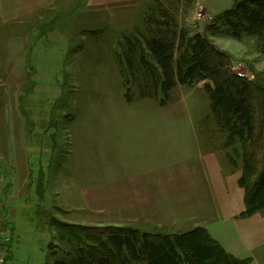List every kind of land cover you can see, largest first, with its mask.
<instances>
[{
    "label": "rangeland",
    "instance_id": "1",
    "mask_svg": "<svg viewBox=\"0 0 264 264\" xmlns=\"http://www.w3.org/2000/svg\"><path fill=\"white\" fill-rule=\"evenodd\" d=\"M99 1L93 0L94 5ZM105 1L102 6H90L86 0H56L48 3L51 10L40 12L36 21L26 15L24 25H13L6 37L4 31L0 142L8 140V161L16 172L8 180L13 188L4 200L3 224L10 243L2 253V264H53L74 251L83 239V228H132L154 238L180 235L160 229L144 231L138 225L99 223L98 215L85 210L68 214L59 208L75 206L80 190L69 185L86 183L83 179L91 168L95 173L106 168L99 167V156H107V136L142 135L138 127L124 121L149 116L155 106L164 118L194 119L217 211L222 219L228 218L220 236L231 243L230 250L242 251L249 264H264V213L241 216L255 178H249L245 189L238 184L243 155L259 152L241 144L225 145L226 136L210 113L204 82L176 86L165 98L159 90L142 96L140 82L143 60L156 70L155 63L144 59L141 52L144 40H149V29L160 21L172 24L188 39L206 38L224 57L228 75L254 86L249 97L257 105L254 100L262 99L258 93L264 91V45L255 37L233 40L215 32V21L236 0ZM26 41L28 45L23 44ZM134 47L136 73L131 75L125 54ZM161 101L166 104L162 106ZM175 140L180 143L179 138ZM39 143L40 154L36 155ZM166 144L171 146L164 142V150ZM92 161L97 165L92 167ZM27 162L32 175L26 185L22 176ZM64 226L76 229L77 238L65 235Z\"/></svg>",
    "mask_w": 264,
    "mask_h": 264
},
{
    "label": "trees",
    "instance_id": "2",
    "mask_svg": "<svg viewBox=\"0 0 264 264\" xmlns=\"http://www.w3.org/2000/svg\"><path fill=\"white\" fill-rule=\"evenodd\" d=\"M215 32L233 40L255 37L264 45V0H236L230 10L214 23ZM172 24L156 22L149 29L145 50L140 51L155 63L156 70L143 60L141 93L161 92L167 97L176 86L193 87L203 83L210 102V113L219 130L226 136L225 145L251 147L259 155H243V173L238 180L246 188L249 178H255L245 198L243 218L264 213V91L254 100L249 97L254 86L233 79L227 66L209 41L184 32L177 35ZM141 45V44H140ZM131 75H135V47L126 53ZM127 94V93H126ZM127 96V95H126ZM127 98V97H126ZM164 106L165 101L160 103ZM65 235L77 238L76 229L64 226ZM79 230V229H78ZM82 241L72 253L53 264H249L250 259H238L228 254L206 229L194 228L178 236L154 238L132 228L106 227L80 229ZM63 234V233H62Z\"/></svg>",
    "mask_w": 264,
    "mask_h": 264
},
{
    "label": "crops",
    "instance_id": "3",
    "mask_svg": "<svg viewBox=\"0 0 264 264\" xmlns=\"http://www.w3.org/2000/svg\"><path fill=\"white\" fill-rule=\"evenodd\" d=\"M54 1L56 0H0V45L7 36L6 30L15 24L24 25L23 16L28 15L30 20L36 21L40 12L45 14L51 10L48 3L52 4ZM104 2L106 1L100 0L97 5L102 6ZM86 4L97 6L93 0H86ZM23 44L28 45L29 42ZM153 108V113L149 116L124 121L131 127H138V131L143 132L142 135L134 133L123 137L114 134L107 136V156H99V167L105 165L106 168L99 173L91 168L88 174L84 173L88 175L87 179H83L86 183L69 185L70 189L80 190L75 206L67 204L59 208L68 214L85 210L100 217L96 222L105 221L106 224L115 226L138 225L144 231L160 229L181 234L195 227H203L228 254L244 259L242 251L230 250L228 245L231 243L226 244L223 236H220L223 232L221 229L227 226L225 220L228 218L222 219L217 211L194 119L164 118L161 109L157 111L156 106ZM113 118L114 116L108 117ZM175 138H179L180 143ZM182 140L185 143L181 145ZM164 142L171 146L166 144L164 150ZM7 143L8 140L0 142V171L6 181L0 195V202L3 204L4 200L9 199L8 190L13 188L8 180L16 172L8 161ZM38 145L36 155L40 154V143ZM179 150H182L180 154ZM96 165L92 161V167ZM31 167L28 162L24 165L22 182H26V185L32 175Z\"/></svg>",
    "mask_w": 264,
    "mask_h": 264
},
{
    "label": "built area",
    "instance_id": "4",
    "mask_svg": "<svg viewBox=\"0 0 264 264\" xmlns=\"http://www.w3.org/2000/svg\"><path fill=\"white\" fill-rule=\"evenodd\" d=\"M1 172V171H0ZM4 187V180L0 173V195L2 194ZM4 204L0 202V264L3 262L2 253L7 250V245L10 243V233L4 226Z\"/></svg>",
    "mask_w": 264,
    "mask_h": 264
}]
</instances>
